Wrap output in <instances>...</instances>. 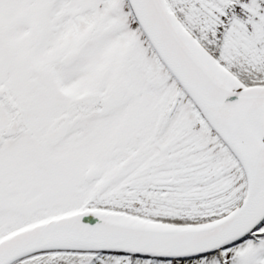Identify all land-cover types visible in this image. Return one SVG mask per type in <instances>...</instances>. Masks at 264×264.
<instances>
[{
	"label": "snow or ice",
	"instance_id": "obj_1",
	"mask_svg": "<svg viewBox=\"0 0 264 264\" xmlns=\"http://www.w3.org/2000/svg\"><path fill=\"white\" fill-rule=\"evenodd\" d=\"M0 264H264V0H0Z\"/></svg>",
	"mask_w": 264,
	"mask_h": 264
}]
</instances>
